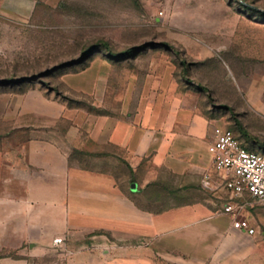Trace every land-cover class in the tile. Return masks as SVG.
I'll return each mask as SVG.
<instances>
[{"label": "crops", "instance_id": "1", "mask_svg": "<svg viewBox=\"0 0 264 264\" xmlns=\"http://www.w3.org/2000/svg\"><path fill=\"white\" fill-rule=\"evenodd\" d=\"M131 99L77 118L42 88L14 98L41 123L0 139V264H264V206L215 171L211 118ZM231 201L255 234L234 227Z\"/></svg>", "mask_w": 264, "mask_h": 264}, {"label": "rangeland", "instance_id": "2", "mask_svg": "<svg viewBox=\"0 0 264 264\" xmlns=\"http://www.w3.org/2000/svg\"><path fill=\"white\" fill-rule=\"evenodd\" d=\"M32 87L77 118L179 99L264 153V0H0V139Z\"/></svg>", "mask_w": 264, "mask_h": 264}, {"label": "built area", "instance_id": "3", "mask_svg": "<svg viewBox=\"0 0 264 264\" xmlns=\"http://www.w3.org/2000/svg\"><path fill=\"white\" fill-rule=\"evenodd\" d=\"M215 171L225 176V186L235 195L248 193L264 206V153L249 149L229 127L215 125L209 143ZM205 187L211 186L209 176L203 180ZM244 204L231 201L225 212L233 215V225L239 230L255 234L256 229L243 216ZM66 237L55 238L54 245L62 247Z\"/></svg>", "mask_w": 264, "mask_h": 264}, {"label": "trees", "instance_id": "4", "mask_svg": "<svg viewBox=\"0 0 264 264\" xmlns=\"http://www.w3.org/2000/svg\"><path fill=\"white\" fill-rule=\"evenodd\" d=\"M133 49H138V47H135V48H133ZM86 54L88 55V54H89V52H87Z\"/></svg>", "mask_w": 264, "mask_h": 264}, {"label": "bare ground", "instance_id": "5", "mask_svg": "<svg viewBox=\"0 0 264 264\" xmlns=\"http://www.w3.org/2000/svg\"><path fill=\"white\" fill-rule=\"evenodd\" d=\"M254 83V82H253ZM261 83V82H260ZM255 84V83H254ZM258 88V87H257ZM254 89V88H253ZM254 91V90H253ZM254 93H255V91H254ZM248 94V93H247ZM264 95V94H263ZM251 99V98H250ZM260 105V104H259Z\"/></svg>", "mask_w": 264, "mask_h": 264}]
</instances>
